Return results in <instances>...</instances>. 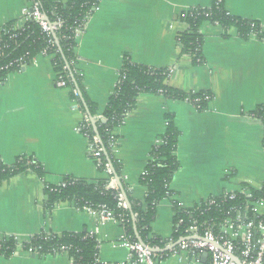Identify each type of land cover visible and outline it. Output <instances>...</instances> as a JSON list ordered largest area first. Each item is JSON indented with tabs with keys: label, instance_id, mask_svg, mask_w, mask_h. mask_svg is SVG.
Masks as SVG:
<instances>
[{
	"label": "crops",
	"instance_id": "crops-1",
	"mask_svg": "<svg viewBox=\"0 0 264 264\" xmlns=\"http://www.w3.org/2000/svg\"><path fill=\"white\" fill-rule=\"evenodd\" d=\"M222 1L230 15L264 26V0ZM212 2L100 0L74 49L82 91L98 107L96 116L116 87L125 57L170 69L166 81L170 87L210 93L204 110L187 100L141 94L113 130L117 137L113 155L129 195L143 202L146 189L141 176L165 132V115H173L179 131L174 152L179 166L168 186L170 197L156 208L155 221L172 220L174 202L193 207L243 184L260 189L264 182L263 125L253 115L257 108L264 109V40L254 35L244 39L234 28L224 30L204 22L198 31L203 56L199 65L181 53L178 43L186 29L181 14ZM25 6L26 0H0V27L16 21ZM55 77L51 58L37 55L32 64L8 74L0 84L1 161L12 165L18 157H31L45 172L43 181L28 171L0 184V240L15 236L25 242L42 231H91L99 242L100 259L124 260L126 250L111 245L120 234L118 225L99 226L94 214L70 201L57 204L49 213L45 210L43 183L59 185L65 177L93 181L104 176L89 153L88 138L78 131L84 119L80 105L71 97V87H58ZM260 210L264 212L263 207ZM0 264L70 262L66 255L37 256L16 250L10 257L0 255Z\"/></svg>",
	"mask_w": 264,
	"mask_h": 264
},
{
	"label": "trees",
	"instance_id": "trees-1",
	"mask_svg": "<svg viewBox=\"0 0 264 264\" xmlns=\"http://www.w3.org/2000/svg\"><path fill=\"white\" fill-rule=\"evenodd\" d=\"M34 1L48 23L54 25L59 22L60 27L53 33L47 34L41 30L39 23L32 18L19 31L12 30L14 21L1 26V29H5L4 32L6 31V33L2 32L0 34V83L5 80L8 74L20 71L22 62L25 65H30L33 58L47 47V40L51 38L54 41V46L48 48V53L53 54L51 58L53 70L58 76H62L67 80L68 86L72 89L71 97L79 103L81 111L88 118L79 96L73 94L76 89L67 68V65H69L83 95L87 110L95 118L99 109L86 99L82 91L81 77L74 66V49L77 43L75 39L76 28L85 26L87 18L92 15L100 0ZM216 1L213 0L212 4L206 8H193L192 14L184 20L186 29L178 36L181 53L189 56L191 62L195 65L203 63L202 39L198 31L200 25L204 22L219 25L224 30L234 28L236 34L244 39L254 35L264 40V26L258 21L241 19L227 14L223 1L218 4ZM168 76L167 68H153L137 64L128 57L123 59L116 87L101 111L102 119L95 122L101 140L100 146L103 149L97 169L99 172L104 173V176L93 181L65 177L62 181L64 184L60 183L59 185L43 183L44 207L47 213L54 206L65 201L73 202L78 209L85 207L101 209L104 207L118 222L123 220L122 224L125 231L134 240H136L134 233V226H136L141 240L147 242V236L152 231L151 223L156 217V208L161 200L166 197V193L169 191V183L179 166L174 155L179 131L174 125L173 115L167 113L165 115V132L160 137L159 142L152 148L150 161L140 179L141 185L146 189L145 197L143 202H137L130 197L128 187L121 175L120 165L114 158V149H112L114 144L112 142L115 141L116 145L117 137L113 134V130L121 125L126 114L134 107L137 96L141 94H161L172 100H187L192 103L195 99H199L200 101L195 105L199 110L205 109L206 102L210 99L209 92H182L167 85ZM253 115L261 121L264 132V109L257 108ZM86 122L82 123L84 131L89 136L95 135L89 118L88 129H86ZM105 164H111L119 177L122 189L131 205L130 211L118 207L117 193L118 191L121 193L120 189L116 191L107 188L109 177L105 173ZM28 171L33 172L43 181L45 175L43 167L31 157H18L12 165H6L0 159V184ZM241 189L249 192L251 196L246 197L245 193L241 191V193L237 192L235 194L233 200H226L219 207H209L203 201L191 207V209H195V217L199 221L215 224L214 230L218 231L217 224L225 217V212L230 207L241 206V209H244L248 201L262 200L264 203V182L260 189L252 188L246 184H243ZM211 198L220 199L219 197ZM173 205L176 209L175 202ZM242 211V215L250 218L249 212ZM178 218H183L184 224L187 225L190 217L180 210L176 211V216H173L172 222H175L174 228L176 231L181 232L182 226H176ZM153 241L158 243L159 237L155 236ZM21 246L25 251L37 256H57L62 255L64 251L71 264H99L97 262L99 242L95 237H89L87 231L79 233L63 232L61 234L42 231L30 237ZM16 247L17 244L13 238L1 239L0 255L12 256L16 252Z\"/></svg>",
	"mask_w": 264,
	"mask_h": 264
},
{
	"label": "built area",
	"instance_id": "built-area-1",
	"mask_svg": "<svg viewBox=\"0 0 264 264\" xmlns=\"http://www.w3.org/2000/svg\"><path fill=\"white\" fill-rule=\"evenodd\" d=\"M221 2L222 0L216 1L217 4ZM192 10L193 8L188 9L181 14L183 21L188 15L192 14ZM227 14L229 13L227 12ZM30 18L37 21L41 30L47 34L53 33L60 27L59 22L54 25L48 23L34 0H26V6L21 10L20 17L14 21L12 30H22ZM83 29L84 27L81 26L76 28V41ZM4 30L5 29H1L0 27V34H2V32L6 33ZM53 46L54 41L49 38V40H47V47L42 49L38 55L52 58L53 54L48 53V48ZM26 66L28 65H25L23 62L21 63V69H24ZM168 73H171L170 69H168ZM55 83L58 87L68 86L67 80L57 74ZM73 94L74 96H78L77 91H73ZM199 101V99H195L193 104L195 105V103ZM88 118L84 116L83 121L78 126V131L88 138L89 153L98 165L103 149L100 146L98 137L96 135L89 136L83 129L82 123L85 121H87L86 129H88ZM93 119L94 121L101 120L102 115L100 114ZM112 143L114 144L112 149H115V141ZM105 173L109 177L107 188L118 191V187L112 176L111 168L108 164H105ZM61 184L64 183L61 182ZM241 191L243 190L239 189L233 192H224L217 196L220 198L219 200L216 198H209L205 200V202L209 207H219L222 202L233 200L235 194L237 192L241 193ZM243 192L246 197L251 196L249 192ZM166 197H170L169 191H167ZM117 200L119 208L123 210L128 209L124 197L119 191L117 193ZM175 203L176 209L173 205V216H176L177 210L184 212L190 217L188 224H184L185 221L183 218H178L176 226H182L181 232L176 231L174 228L175 222H172L171 231L167 236H161L151 231L147 236V242H143L144 244L137 241V239L134 240L128 235L122 224L123 220L118 222L104 207L101 209H92L90 207L83 208L97 217L99 226H104L108 223L118 225L120 234L111 242V245L113 247H122L127 252L124 260L113 262L100 259L98 253L97 262L99 264H172L174 261L184 264H264V212L260 210V207L264 208L262 200L248 201L244 209H241V206L230 207L225 212V217L217 224L218 231L214 230L215 224L213 225L207 221H199L195 217V209L183 207L178 202ZM241 211L249 212L250 218L242 215ZM88 235L89 237H95L91 231L88 232ZM155 236L159 237L158 243L153 241ZM8 238L14 239L17 244L16 250L30 254V252L22 248L21 244L23 242L19 241L17 237L12 236ZM8 238L3 240H7ZM65 253L66 252L63 251L62 255H66ZM203 258L205 259L204 261Z\"/></svg>",
	"mask_w": 264,
	"mask_h": 264
},
{
	"label": "water",
	"instance_id": "water-1",
	"mask_svg": "<svg viewBox=\"0 0 264 264\" xmlns=\"http://www.w3.org/2000/svg\"><path fill=\"white\" fill-rule=\"evenodd\" d=\"M67 68H68V70H69V72H70V76H71L72 82H73V84H74V87H75V89H76V91H77V94H78V96H79L81 102L83 103V105H84V107H85L86 114H87L88 117H89V120H90V123H91V125H92L93 131L95 132V135L98 137V139H99V143H101V140H100V138H99V136H98V133H97V129H96V125H95V121H94L93 117L89 114V112H88V110H87V106H86V104H85V101H84L83 95H82V93H81V91H80V89H79V87H78V84H77V82H76V80H75V78H74V76H73V73L71 72V69H70L69 65H67ZM109 166H110V168H111V172H112L113 178H114V180H115V184H116V186L118 187V189H120L121 194L123 195L124 200H125V202H126V204H127L128 210L130 211V210H131V205H130L128 199H127V196H126L125 192H124L123 189H122L120 179H119V177L117 176V174H116V172H115L113 166H112L111 164H110ZM133 219H134V218H133ZM134 233H135V237H136L137 241H139L140 243L144 244L143 241L141 240L140 236H139V233H138V231H137L136 226H134ZM204 260H205V259L203 258V261H204Z\"/></svg>",
	"mask_w": 264,
	"mask_h": 264
},
{
	"label": "rangeland",
	"instance_id": "rangeland-1",
	"mask_svg": "<svg viewBox=\"0 0 264 264\" xmlns=\"http://www.w3.org/2000/svg\"><path fill=\"white\" fill-rule=\"evenodd\" d=\"M171 226H172V220H168V221H162V220H154L153 224H152V229L153 231L161 236H167L170 231H171ZM111 252V251H109ZM112 254V253H110ZM172 264H184V263H178L177 261L172 262Z\"/></svg>",
	"mask_w": 264,
	"mask_h": 264
}]
</instances>
